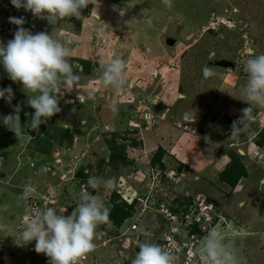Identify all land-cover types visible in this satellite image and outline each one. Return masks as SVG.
Masks as SVG:
<instances>
[{
    "label": "rangeland",
    "instance_id": "374dc122",
    "mask_svg": "<svg viewBox=\"0 0 264 264\" xmlns=\"http://www.w3.org/2000/svg\"><path fill=\"white\" fill-rule=\"evenodd\" d=\"M10 16L25 17L24 26L34 33L71 39L69 60L82 68L72 91L91 90L96 102L73 106L62 86L61 111L34 133L22 130L17 139L0 126V223L7 225L0 231V264H49L34 251V241L22 245L17 239L22 246L16 244L23 215L33 207L70 214L83 191L93 192L87 187L92 176L114 178L115 186L93 192L109 207V222L97 227L94 250L78 264H130L144 241L173 253L177 264H199L203 239L212 227L221 230L237 264H264V136L259 137L260 154L229 150L231 164L207 178L169 152L172 139L168 151L144 133L158 121L156 110L162 106L172 115L181 103H203L218 84V72L243 71L249 58L243 52L245 34L246 41L253 40L246 45L253 47L251 56L264 53V0H173L170 8L162 0H94L80 19L52 24L0 0V42L13 37L16 26ZM168 37L174 38L173 45ZM113 57L123 60L125 87L119 92L99 82L101 62ZM227 60L234 65L219 64ZM205 65L216 76H209L204 87ZM8 86L14 99L11 105L0 100V115L19 105L23 125L34 110L22 86L0 68V88ZM202 88L208 91L199 99ZM113 101L119 105L115 115L106 107ZM144 112L149 113L147 125ZM260 130L256 136L264 135V125ZM25 190L29 198L22 199ZM166 237L180 246L179 253L165 246Z\"/></svg>",
    "mask_w": 264,
    "mask_h": 264
},
{
    "label": "clouds",
    "instance_id": "9594fccd",
    "mask_svg": "<svg viewBox=\"0 0 264 264\" xmlns=\"http://www.w3.org/2000/svg\"><path fill=\"white\" fill-rule=\"evenodd\" d=\"M93 2L94 0H9L15 9L30 12L33 17L47 20L50 24L64 18L80 19L83 10ZM95 3L98 4V0ZM162 3L170 8L173 0H162ZM8 21L16 29L12 39L0 42V68L10 81L22 86L27 96L26 103L34 112L31 120L22 125L19 115L21 109L17 105L12 113L0 115V126L13 132L19 139L22 130H37L61 111L58 99L61 87L63 86L64 92H71L80 79L78 72L82 68L69 60L73 43L71 39L57 37L53 32L34 33L29 28L30 25L24 26L26 20L23 16H10ZM100 68L101 87H110L117 92L124 89L121 58L113 57L107 62L102 61ZM242 70L246 73V82L241 85L240 93L242 101L248 106L242 109L238 120L233 117L227 125L226 132L232 128L230 134L233 137L239 135L244 122L251 118L254 106L264 107V53L248 58ZM212 74V68L205 65L202 75L209 77ZM94 95L89 90L86 97L80 96V100L83 102L85 98L94 99ZM13 99L11 86L0 88V100L11 105ZM106 107L114 115L119 112V105L115 101ZM162 114L160 117L164 118ZM144 120L147 125L149 121ZM237 152L241 154L239 150ZM114 186L115 180L111 177L92 176L87 180V187L93 192L111 190ZM93 192L83 191L68 215H64L66 209L61 213L56 207H33L28 210L23 215L22 228L17 237H14L16 244L21 245L17 243V239L24 242L22 245L34 241V251L44 254L49 264H78L82 256L94 250L97 227L109 222V207ZM21 198H29L28 190L22 193ZM6 230L7 225L0 223V231ZM176 252L179 253V250ZM130 264H177V260L173 253L159 244L144 241L138 244V251ZM199 264H237L234 250L224 242L220 229L212 227L207 230L199 254Z\"/></svg>",
    "mask_w": 264,
    "mask_h": 264
},
{
    "label": "crops",
    "instance_id": "0c3cea01",
    "mask_svg": "<svg viewBox=\"0 0 264 264\" xmlns=\"http://www.w3.org/2000/svg\"><path fill=\"white\" fill-rule=\"evenodd\" d=\"M248 34L251 35L249 31ZM245 38L246 34L243 36V44L245 43L243 52L250 58L254 53L253 47L246 45L247 42L253 43V40L246 41ZM255 40H258V43L261 42L258 38ZM212 73L215 77L214 70ZM217 78L219 79L218 84L212 92L208 93L209 97L205 95L208 90L204 91V88L197 90L198 93H201L199 99L205 95L203 103L197 101L196 106L192 105L194 102L192 104L181 103L180 108H177L175 114L172 115H167L168 107L162 106L156 112L160 114L164 112V118L159 115L158 121L155 120V122L147 125V129L144 131V133L146 132V134L156 138L158 144L165 149H168L169 145L171 146L170 141L172 139L173 150L170 149L169 151L168 149V151L171 154L176 152L177 159L187 165V169L192 168V173L196 172V174L199 173L204 177L207 176V178L209 174H213L215 171L219 172L224 168L231 155L229 150L242 151L241 155L247 154L249 151L260 154L255 139L261 126L264 125V107L254 106L251 118L244 122L238 136L233 137L230 134L232 128L226 132L231 118L239 119L242 115V109L248 106L242 101L243 96L240 93L241 85L246 82V73L241 70L237 71L233 67L229 73L218 72ZM201 79L204 87L208 85V77L203 76ZM158 99L163 100L161 97ZM185 112L187 116H184ZM218 115L220 118L214 123V118ZM176 122L181 123V125L187 124L188 129L177 127ZM143 123H145L144 118ZM172 127L175 128V131ZM257 147L258 151L254 149Z\"/></svg>",
    "mask_w": 264,
    "mask_h": 264
},
{
    "label": "built area",
    "instance_id": "2783aa9c",
    "mask_svg": "<svg viewBox=\"0 0 264 264\" xmlns=\"http://www.w3.org/2000/svg\"><path fill=\"white\" fill-rule=\"evenodd\" d=\"M104 42V41H103ZM75 91V90H74ZM74 91H71L70 92V98H69V100H71L70 101V103L69 104H71V105H73V106H76L77 104H82V103H85L87 100H90L91 101V103H94V102H96V99H95V97H94V99H87V98H85L84 100H83V102H81V100H80V96H85L86 97V94H83V93H80V92H74ZM67 102H68V100H67ZM76 102V103H75ZM139 107H142V105L141 106H139ZM143 109H145V107H143ZM138 110H140V109H138ZM138 112V111H137ZM146 114H149V113H147V112H144V117H145V115ZM150 116H151V113H150ZM146 119H148V117L146 118ZM235 119H237V118H235ZM176 126L177 127H182V128H188V125L187 124H182L181 125V123H179V122H177L176 123ZM229 128H230V125H229ZM166 239H167V243L165 244V246H167V247H169L170 245H172V247L174 248V251H176V250H180V246H176L175 245V243H173L172 242V240L169 238V237H166ZM175 242V241H174ZM189 252V251H188ZM186 257H187V259L190 257V254L189 253H187V255H186Z\"/></svg>",
    "mask_w": 264,
    "mask_h": 264
},
{
    "label": "water",
    "instance_id": "95a60500",
    "mask_svg": "<svg viewBox=\"0 0 264 264\" xmlns=\"http://www.w3.org/2000/svg\"><path fill=\"white\" fill-rule=\"evenodd\" d=\"M166 42L168 43V45H173L175 43V40L172 37H168ZM219 64H221L222 66H233L234 62L227 60V61H222V62L220 61ZM184 116H187L186 112L184 113ZM34 132L35 130H32V133Z\"/></svg>",
    "mask_w": 264,
    "mask_h": 264
},
{
    "label": "trees",
    "instance_id": "16d2710c",
    "mask_svg": "<svg viewBox=\"0 0 264 264\" xmlns=\"http://www.w3.org/2000/svg\"><path fill=\"white\" fill-rule=\"evenodd\" d=\"M261 131V130H260ZM260 132H258V134H259ZM257 134V135H258ZM262 136H264L263 134H261V135H259V136H257V138L255 139V143L259 146V145H261V142L259 141V137H262ZM231 162H232V156L230 155V160L228 161V163H227V166L229 165V164H231Z\"/></svg>",
    "mask_w": 264,
    "mask_h": 264
},
{
    "label": "bare ground",
    "instance_id": "6f19581e",
    "mask_svg": "<svg viewBox=\"0 0 264 264\" xmlns=\"http://www.w3.org/2000/svg\"><path fill=\"white\" fill-rule=\"evenodd\" d=\"M95 30V29H94ZM96 31V30H95ZM97 32H98V34L100 35L101 33L99 32V30H97ZM241 153H242V151H241ZM261 182H263V181H261Z\"/></svg>",
    "mask_w": 264,
    "mask_h": 264
}]
</instances>
